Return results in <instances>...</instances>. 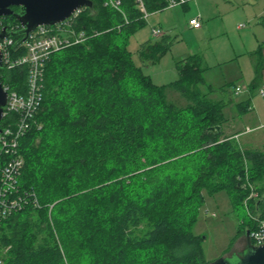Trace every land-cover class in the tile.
Segmentation results:
<instances>
[{
  "label": "trees",
  "instance_id": "16d2710c",
  "mask_svg": "<svg viewBox=\"0 0 264 264\" xmlns=\"http://www.w3.org/2000/svg\"><path fill=\"white\" fill-rule=\"evenodd\" d=\"M121 1L126 20L105 0H92L93 9L77 21L87 42L54 52L46 63L44 101L20 142L25 165L18 194L29 203L0 220L4 264H211L204 238L192 231L204 189H226L237 210L245 208L250 182L259 193L251 208L257 204L264 219V152L242 150L233 136L211 130L228 122V103L203 92L202 57L176 62L173 83L154 84L129 49L147 23L134 0ZM146 6L154 13L165 3ZM0 21L10 33L22 31L14 15ZM22 38H14L15 57L25 54L16 47ZM172 45L166 36L137 53L155 64ZM263 72L264 43L251 95ZM0 74L3 84L26 92L27 68L2 67ZM168 89L188 104L168 101ZM250 105V99L239 104L240 113ZM255 227L250 218L247 230ZM240 235H246L241 226L225 254Z\"/></svg>",
  "mask_w": 264,
  "mask_h": 264
},
{
  "label": "rangeland",
  "instance_id": "374dc122",
  "mask_svg": "<svg viewBox=\"0 0 264 264\" xmlns=\"http://www.w3.org/2000/svg\"><path fill=\"white\" fill-rule=\"evenodd\" d=\"M263 15L264 0L189 1L186 11L178 7L174 11L165 10L151 16L147 25L130 38L129 49L134 53V63L142 67L143 73L158 86L169 85L178 79L176 62L200 55L205 69L204 84L201 85L203 92L213 100L228 103L224 110L228 120L226 126H234L233 130L244 132L257 124L256 111L248 110L241 114L238 105L250 99L254 106L258 101L264 108V99L258 94L259 89H264V77L260 88L253 95L250 92L257 56L264 43V27L260 25ZM198 17L203 30H190V21ZM153 28L161 29L173 41L171 51L155 64L143 62L137 53L147 41L160 40L153 36ZM237 88L243 89L242 92L236 94ZM167 99L179 107L188 104L173 89L167 90ZM256 134L243 136L236 142L240 148V145H254L264 151V143L260 142L264 131ZM255 135L260 136L253 141ZM202 194L204 204L192 231L204 238L203 248L208 261L213 262L220 257H232L234 260L247 245L244 236L238 237L230 253L225 252L240 226L248 231L250 217L247 210H236L232 195L226 189L213 194L204 189Z\"/></svg>",
  "mask_w": 264,
  "mask_h": 264
},
{
  "label": "built area",
  "instance_id": "2783aa9c",
  "mask_svg": "<svg viewBox=\"0 0 264 264\" xmlns=\"http://www.w3.org/2000/svg\"><path fill=\"white\" fill-rule=\"evenodd\" d=\"M92 1V0H91ZM135 8L141 13L142 20L146 23L151 16L163 10H172L189 4V1L197 0H163L165 6L162 10L154 13L148 11L147 0H134ZM104 6L118 11L126 18L122 10L121 0H105ZM86 8L77 10L70 18L53 26H40L28 35L26 42L21 45L25 47V54L15 57L12 47L16 44L14 38L0 41V53L2 54V67L12 69L17 67L27 68L26 92L21 93L13 90L9 83L3 84L7 92V104L4 107L3 120L0 123V220L22 210L29 203V197L19 195L18 180L24 169L25 160L20 152L21 139L27 134L34 124L35 116L44 101V85L46 63L54 52L62 49L85 44L89 38L86 30L77 27V21ZM189 26L200 29L202 23L200 17L192 19ZM242 27V26H241ZM5 27L0 21V31ZM9 32L13 29L9 28ZM152 34L155 38H162L164 32L153 28ZM243 89L237 88L235 93L239 94ZM258 94L264 97V89H259ZM253 130L247 128L243 133L247 134ZM237 137V136H236ZM250 194L244 201V207L249 217L255 222L256 227L250 231V239L256 246L264 245V219L260 218L257 204L251 208V202L259 199V193L255 186L248 182ZM8 248L0 249V264L5 263Z\"/></svg>",
  "mask_w": 264,
  "mask_h": 264
},
{
  "label": "water",
  "instance_id": "95a60500",
  "mask_svg": "<svg viewBox=\"0 0 264 264\" xmlns=\"http://www.w3.org/2000/svg\"><path fill=\"white\" fill-rule=\"evenodd\" d=\"M13 7L20 10L15 13ZM93 9L91 0H0V18L14 15L22 27L20 33H10L8 28L0 31V41L7 38L23 36L16 47L23 45L28 35L40 26H53L70 18L77 10ZM0 68H2V54L0 53ZM0 74V123L3 120L4 107L8 94L3 88ZM212 131L222 132L221 127L211 128ZM1 132V130H0ZM247 248L234 260L232 257H220L211 264H264V245L256 246L250 239V231H246Z\"/></svg>",
  "mask_w": 264,
  "mask_h": 264
},
{
  "label": "crops",
  "instance_id": "0c3cea01",
  "mask_svg": "<svg viewBox=\"0 0 264 264\" xmlns=\"http://www.w3.org/2000/svg\"><path fill=\"white\" fill-rule=\"evenodd\" d=\"M188 8H189V4L188 5H185V6H183V9L186 11V10H188ZM177 9V8H176ZM163 11H165V10H163ZM166 11H174V9H172V10H166ZM160 12H162V11H160ZM156 13H158V12H156ZM156 13H154L153 15H155ZM152 15V16H153ZM264 16V15H263ZM262 16V17H263ZM261 17V18H262ZM200 21H201V18H200ZM260 21H261V19H260ZM260 25H261V23H260ZM189 29L190 30H193V31H201V30H203V26L200 28V29H193V28H191L190 26H189ZM167 35L166 34H164V36L163 37H166ZM162 37V38H163ZM162 38H160V39H162ZM158 39V38H157ZM157 41H159V40H157ZM200 56V55H199ZM263 77H264V72H263ZM262 81H263V79H262ZM261 86V85H260ZM260 86H259V88H260ZM258 88V89H259ZM256 92V91H255ZM260 96V95H259ZM261 98L262 99H264V97H262L261 96ZM258 102V101H257ZM256 102V104H257V106H254L253 105V102H251V105H250V108H249V110H252V111H256V117H257V124L255 125V127L254 128H252V132H250V133H247V134H245V133H243V130L241 131V132H238V131H236V130H233L235 127L234 126H232L231 128H228L226 125L224 126L225 127V129L224 128H222V132H223V134L224 135H227V136H233V139L234 140H236V141H238L239 139H241V137H243V136H250V135H254V134H256L257 132H263L264 131V108L259 104V103H257ZM246 128V127H245ZM257 135V134H256ZM256 135H255V137H253V141L254 140H256V138H258L259 136H257L256 137ZM237 136V137H236ZM261 143H264V137L262 138V140L260 141ZM263 146H264V144H262ZM241 146V149L242 150H260L258 147L259 146H254V145H249V146H243V145H240ZM264 152V151H263ZM244 237H245V240H246V244H247V236L246 235H244ZM246 248H247V245H246V247H245V249L242 251V252H239V254H237L238 256H240L245 250H246ZM234 255V254H233Z\"/></svg>",
  "mask_w": 264,
  "mask_h": 264
}]
</instances>
